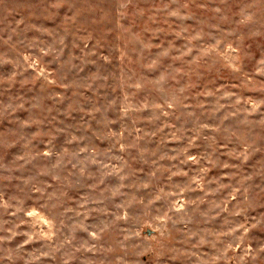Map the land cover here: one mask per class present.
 <instances>
[{"label":"rangeland","instance_id":"obj_1","mask_svg":"<svg viewBox=\"0 0 264 264\" xmlns=\"http://www.w3.org/2000/svg\"><path fill=\"white\" fill-rule=\"evenodd\" d=\"M0 264H264V0H0Z\"/></svg>","mask_w":264,"mask_h":264}]
</instances>
